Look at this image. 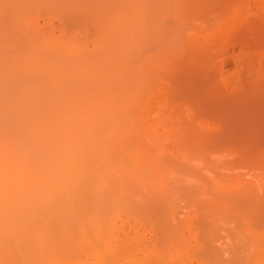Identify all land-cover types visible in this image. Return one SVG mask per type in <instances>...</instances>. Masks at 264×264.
<instances>
[{
	"label": "bare ground",
	"instance_id": "6f19581e",
	"mask_svg": "<svg viewBox=\"0 0 264 264\" xmlns=\"http://www.w3.org/2000/svg\"><path fill=\"white\" fill-rule=\"evenodd\" d=\"M262 25L264 0H0V158L46 177L6 181L0 264H264V142L204 110L259 83Z\"/></svg>",
	"mask_w": 264,
	"mask_h": 264
},
{
	"label": "rangeland",
	"instance_id": "374dc122",
	"mask_svg": "<svg viewBox=\"0 0 264 264\" xmlns=\"http://www.w3.org/2000/svg\"><path fill=\"white\" fill-rule=\"evenodd\" d=\"M260 30L262 32L260 36L262 37L259 40L260 43L255 45L257 47L255 49V52H257L256 59L261 58L263 67L259 83L249 90V95L244 99L245 101L231 111L226 110V107L222 105H213L204 109L207 111L206 118L210 122L216 123L218 127L224 130H234L233 140L225 142L223 146L230 144L241 145L251 137H255L262 144L264 142V56L262 55L264 53V25L260 27ZM249 52L252 51L249 50ZM215 85L221 88L223 86L219 80L215 81ZM198 100L206 101L203 91L200 93Z\"/></svg>",
	"mask_w": 264,
	"mask_h": 264
},
{
	"label": "clouds",
	"instance_id": "9594fccd",
	"mask_svg": "<svg viewBox=\"0 0 264 264\" xmlns=\"http://www.w3.org/2000/svg\"><path fill=\"white\" fill-rule=\"evenodd\" d=\"M46 177L42 174L32 173L26 170L12 171L7 168L0 158V195L3 194L6 181H11L21 189L32 191L39 188L45 181Z\"/></svg>",
	"mask_w": 264,
	"mask_h": 264
}]
</instances>
